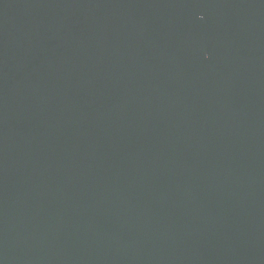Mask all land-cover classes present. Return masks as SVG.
Listing matches in <instances>:
<instances>
[{
    "label": "water",
    "instance_id": "1",
    "mask_svg": "<svg viewBox=\"0 0 264 264\" xmlns=\"http://www.w3.org/2000/svg\"><path fill=\"white\" fill-rule=\"evenodd\" d=\"M0 264H264V0H0Z\"/></svg>",
    "mask_w": 264,
    "mask_h": 264
}]
</instances>
